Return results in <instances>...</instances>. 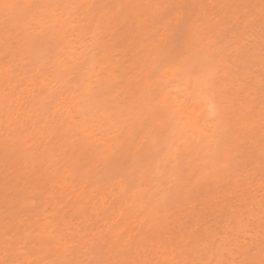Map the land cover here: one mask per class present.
I'll return each mask as SVG.
<instances>
[{"label":"rangeland","instance_id":"obj_1","mask_svg":"<svg viewBox=\"0 0 264 264\" xmlns=\"http://www.w3.org/2000/svg\"><path fill=\"white\" fill-rule=\"evenodd\" d=\"M219 1L234 0H194L210 6L205 22L215 32L234 22ZM242 1L257 16L247 43L237 50L228 41L206 40L182 65L159 66L149 31L133 26L130 10L110 24L99 11L71 7L149 0H0L60 6L32 9L18 26L0 8V150L19 147L20 138L26 149L21 159L12 153L0 159V260L47 264L127 253V259L160 264H217L236 258L245 242L258 245L261 0ZM71 91L77 104L65 106ZM60 103L69 111L59 121ZM69 134L66 145L60 137ZM85 169L86 176H76ZM121 178L129 184L123 192ZM193 185L195 193L186 195ZM134 189L140 209L129 199L124 206ZM151 201L159 204L155 217L142 211ZM249 225L252 231L245 230ZM108 233L118 237L117 248L104 255L98 246L112 245ZM118 247L124 248L119 255ZM72 248L77 252L69 256Z\"/></svg>","mask_w":264,"mask_h":264},{"label":"snow or ice","instance_id":"obj_2","mask_svg":"<svg viewBox=\"0 0 264 264\" xmlns=\"http://www.w3.org/2000/svg\"><path fill=\"white\" fill-rule=\"evenodd\" d=\"M59 5H41L35 3H3L0 8L3 9L6 21L18 26L22 19L27 18V14L32 9L39 8H58ZM64 7H69L65 5ZM71 7L87 8L89 11H99L106 16L110 24L119 23L120 17L127 11H131L133 26L137 29H147L150 33V41L152 49L155 53V61L159 66L169 64H183L186 61V54L193 49L203 45L206 40L213 43H222L228 41L235 49L241 47L240 42H248L251 35L254 34L257 23L256 13L252 6L246 4H229L220 5L221 8L232 10L233 20L225 21V27L219 31H212L205 22L208 15L209 5L205 3L194 2V0H149L147 3H120V4H76ZM211 7H216L215 5ZM19 11L24 16H13V11ZM111 11V15L108 13ZM259 29H260V57L261 63L264 65V0H261L259 13ZM219 23V21H217ZM10 47H16L15 42H10ZM252 84L249 83L248 87ZM260 88L264 94V72L260 76ZM250 112V109L248 110ZM261 161L262 169H264V98L261 101ZM225 152L223 167H230L231 147L229 141H225ZM210 174H206L203 179H207ZM199 183V181L197 182ZM197 185H193L187 190L186 195H193ZM261 232L258 245L253 242L242 247L237 252L236 258L220 260L217 264H264V173L261 175ZM246 231H252L249 225ZM181 245H178L180 247ZM196 249H193L195 251ZM123 250H119L117 255ZM77 252L76 248L70 249L69 256H74ZM242 257V258H241ZM0 264H18L14 260H0ZM37 264V262H32ZM39 264H45L41 261ZM47 264H160L159 261L149 259H64L51 260ZM172 264H204L202 261L196 260H177Z\"/></svg>","mask_w":264,"mask_h":264},{"label":"bare ground","instance_id":"obj_3","mask_svg":"<svg viewBox=\"0 0 264 264\" xmlns=\"http://www.w3.org/2000/svg\"><path fill=\"white\" fill-rule=\"evenodd\" d=\"M118 0H110V2H113V3H115V2H117ZM217 5H223V1H219V2H217L216 3ZM230 4H246L244 1H242V2H240V3H237V0H234L233 2H231ZM88 11V10H87ZM110 13H111V11H110ZM92 14H96V13H92ZM108 15L110 16V14L108 13ZM104 16V15H103ZM106 17V16H105ZM146 33V32H145ZM144 33V30H140V35L142 36L143 34H145ZM150 35V34H149ZM139 41H141V44H142V42H143V40L140 38V40ZM100 48H101V46H100ZM103 48V47H102ZM101 48V49H102ZM208 50L207 51H209V49H210V47L209 46H207L206 47ZM206 51V50H205ZM206 51V52H207ZM154 53V52H153ZM212 54V53H211ZM152 55V54H151ZM189 61V60H188ZM187 73V72H186ZM151 74V73H150ZM82 82V81H81ZM80 82V83H81ZM78 83H79V81H78ZM79 83V84H80ZM79 84H78V86H79ZM80 87V86H79ZM73 88V91H74V88H76V86H74V87H72ZM77 89V88H76ZM75 89V90H76ZM72 90V89H71ZM75 92V91H74ZM207 92V91H206ZM72 91H71V94L70 95H68V97L66 98V100H63V101H67V102H69V104L67 103V104H65V106L66 105H71V104H73V105H75V103L77 104V100H76V102H74L73 101V99H74V97L72 96ZM76 96V95H75ZM29 97V96H28ZM65 99V98H64ZM41 100H43V97L41 98ZM45 103L46 102H44V105H45ZM79 104V103H78ZM60 105L62 106L63 105V107H62V109H60V111L58 112L59 114H57L59 117V119H57V120H61V116L65 113V111L67 110L66 109V107H65V109H63L64 108V103H60ZM72 107V106H71ZM78 108V107H77ZM68 109H69V107H68ZM19 110H22V108L20 109L19 108ZM69 110H67V112H68ZM5 111H3V110H1L0 111V114L2 115L3 113H4ZM56 116V115H55ZM57 122V121H56ZM55 122V123H56ZM72 129H75L74 127L72 128ZM61 139H63L64 141H65V143H66V145L67 144H69V142H70V134L68 135V136H65V137H63V135L60 137ZM22 138H20L19 140H18V142H20L21 144L19 145V147H17V148H11V149H9V147H3V148H1V150H0V159H3V158H5L6 156H8L9 154H13L14 155V158L15 159H21L22 157H23V152L26 150L25 148H23V145H24V143H23V141L21 140ZM39 158H41V153L40 152H38L37 153V156H36V158H33V160H32V162L33 163H35V162H37L38 161V159ZM115 157H113V159H114ZM28 164H30V161L29 160H27L26 161ZM30 166H32V164H30ZM32 168H34V169H36V164L34 165V167H32ZM116 168H118V167H116ZM114 170H116V169H114ZM120 170H122L121 169V167H120ZM54 172H56V175L58 174L57 172L59 171V170H57V171H55V170H53ZM88 171L89 170H87V169H85V170H82V171H80L76 176L78 177V176H86V173H88ZM114 173H115V171H114ZM118 173H119V168H118ZM71 175H72V173H71ZM144 175V174H143ZM80 178V177H79ZM79 178H77V180L79 179ZM106 178V177H105ZM133 178V177H132ZM85 179H89L90 180V178H88V176L86 177V178H84V181H85ZM99 178H97V179H95L94 181H96V180H98ZM125 178H121V180H120V183H121V185H123V183H124V181H125V183H124V187H122L121 185V187L119 188L120 190L121 189H123V190H121L122 192L123 191H125L124 189H126L125 187H127V186H129V184H126L127 183V180H124ZM88 181V180H87ZM99 181V180H98ZM119 181H116V183H118ZM111 183H113V182H111ZM115 182L113 183V184H116ZM105 184V183H104ZM112 184V185H113ZM125 184H126V186H125ZM113 188H114V186H113ZM112 187H111V189H113ZM115 189V188H114ZM137 189V188H136ZM119 190V191H120ZM127 190V189H126ZM88 191V190H87ZM87 191H86V193H87ZM110 191L111 190H108L107 191V193H110ZM112 191H117V190H112ZM112 191H111V193L110 194H116V193H112ZM129 192H130V190H129ZM138 192L139 191H137V190H131V192L129 193L130 195H128V196H126L125 197V200H123L124 201V206L128 203L127 202V200L126 199H129V201L130 202H132V203H129V204H131L130 205V207H132L133 209H140V207L142 206V204L141 203H137L138 201H137V197H138ZM109 194V195H110ZM119 195V194H118ZM128 197V198H127ZM150 198H152V197H150ZM155 198V197H154ZM166 197L164 196V199H165ZM163 199V198H162ZM98 200H100V198L98 199ZM122 201V202H123ZM147 201V200H146ZM150 201V200H149ZM154 201H156V200H154ZM166 201V200H165ZM136 203H137V205H136ZM151 203H152V201H151ZM122 204V203H121ZM150 204V203H149ZM157 204V203H156ZM128 205V204H127ZM152 205L153 206H151V207H149V208H144V209H142V211L143 212H146L147 210H149V212L151 211V213H147V215H153V217H155L154 216V214H156V213H159L160 212V210H159V204H157V205H155L154 206V204L152 203ZM122 206H123V204H122ZM81 208V207H80ZM79 208V209H80ZM129 208V207H128ZM125 210V209H124ZM127 210V209H126ZM135 211V210H134ZM79 214V213H78ZM161 217V215H159L158 214V216H156V218H160ZM30 223H32V221L30 222ZM29 223V224H30ZM52 225V224H51ZM91 233V232H90ZM143 234V233H142ZM141 234V235H142ZM50 235L48 234V233H46V235H43L42 236V238L45 240L46 239V237H49ZM108 236L110 237V241L112 242L111 244L112 245H105V247L106 246H109V248L108 249H105L104 250V248H102V247H104V244H102V247L101 246H98L99 247V250L98 251H101L104 255H106V253H109L108 251L109 250H111V248H112V250H113V247L114 248H117V246L115 245H113L114 244V242L118 239V237L117 236H115V234H113V233H108ZM137 238V237H136ZM38 239V238H37ZM108 240H109V238H107ZM109 241V242H110ZM106 242H108V241H106ZM106 242H104L105 244H106ZM131 242V241H130ZM47 245V244H46ZM100 245V244H99ZM46 247V246H45ZM97 247V246H96ZM124 247V246H123ZM119 249L118 250H124V248H120V247H118ZM130 248V247H129ZM97 249V248H96ZM95 249V250H96ZM103 249V250H102ZM97 251V250H96ZM114 251L115 250H113V253H114ZM51 253V252H50ZM53 253H55V252H53ZM102 254V255H103ZM110 254L113 256V254L110 252ZM127 253H125V255H124V259H127L128 257H131L130 255L128 256V255H126ZM47 255V254H46ZM48 255H50V254H48ZM101 255V256H102ZM115 255V254H114ZM36 257H38V256H36ZM122 258V259H123Z\"/></svg>","mask_w":264,"mask_h":264}]
</instances>
